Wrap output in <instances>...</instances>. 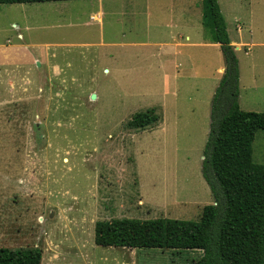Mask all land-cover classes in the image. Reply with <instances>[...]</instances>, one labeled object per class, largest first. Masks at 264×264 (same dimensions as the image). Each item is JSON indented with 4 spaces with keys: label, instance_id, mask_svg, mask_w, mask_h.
Instances as JSON below:
<instances>
[{
    "label": "rangeland",
    "instance_id": "374dc122",
    "mask_svg": "<svg viewBox=\"0 0 264 264\" xmlns=\"http://www.w3.org/2000/svg\"><path fill=\"white\" fill-rule=\"evenodd\" d=\"M217 1L229 38L241 46L235 51L239 109L262 113L264 0ZM99 2L105 12L101 24L90 18ZM145 2L153 13L147 19L163 12L158 19L174 21L177 56L164 48L161 59H155L152 47L124 45L131 34L148 35L144 16L129 14L133 8L140 12ZM200 4L79 0L0 5V43L34 53L40 63H33L32 74L39 76L41 65L52 79L59 80L61 72L70 78L69 100L76 105L68 119L61 116L65 110H56L46 132L41 111L30 114L25 102L0 106V247H37L41 264H193L200 257L199 251L97 246L93 228L97 221L123 218L198 221L202 208L213 203L200 169L210 104L225 63L219 47L198 44L213 37L210 27L202 30ZM167 33L163 41L169 43ZM173 61L179 65L175 76ZM5 87L0 83V91ZM152 108L158 124L127 128L134 114ZM47 140L45 168L30 178L22 156L40 157ZM252 150L253 161L264 164V131L256 134Z\"/></svg>",
    "mask_w": 264,
    "mask_h": 264
},
{
    "label": "trees",
    "instance_id": "16d2710c",
    "mask_svg": "<svg viewBox=\"0 0 264 264\" xmlns=\"http://www.w3.org/2000/svg\"><path fill=\"white\" fill-rule=\"evenodd\" d=\"M75 0H0V5ZM204 22L224 58L223 76L210 104V124L201 176L213 203L198 221L156 218L97 221L94 243L101 247L199 251L193 264H264V164L252 158V144L264 131V112L238 106L239 71L234 47L217 0H204ZM160 122L155 109L134 114L129 129ZM41 250L0 247V264H40Z\"/></svg>",
    "mask_w": 264,
    "mask_h": 264
},
{
    "label": "crops",
    "instance_id": "0c3cea01",
    "mask_svg": "<svg viewBox=\"0 0 264 264\" xmlns=\"http://www.w3.org/2000/svg\"><path fill=\"white\" fill-rule=\"evenodd\" d=\"M75 1H79V0H75ZM98 1H102V0H98ZM203 1L204 0H200L201 3L200 7L202 13L201 16L202 30L207 29V26L204 22ZM92 13L95 15H91L90 18L92 20H96L99 24H101L102 17L105 15V12L102 8V4L100 3L98 5V8H96L94 12L91 11V14ZM129 14L131 16L133 15L144 16L145 29L143 30V32H148V35L140 36L138 34L136 35L131 34L127 38V41H125L124 45L128 44L130 46L137 45L141 47H152L151 52L152 54L155 52V56H154L155 59H161L160 57L164 54L165 51L164 48L169 49L167 50V53H169V55L177 56L178 51L176 48L178 47L177 46L178 44L175 43V34L174 35L171 34V32L175 30V25L173 20L169 21V23H166L164 22V18L158 19L157 16L159 14L162 15L163 12L160 13L154 12V19L151 20L147 19L146 17L147 15H151V16L153 15L149 6L147 5V2H145V7L144 9H141L140 12H136V10L133 8L132 10H130ZM147 23L148 26L150 27L148 31L146 30ZM165 29L168 30L167 34L169 36V40H171L169 43L163 41L164 40L163 35ZM129 30H131V28H129ZM135 31L139 32V29H136ZM168 36H166V38ZM198 44L212 46V47H219V45L213 41V37L208 41H204V44L202 43H198ZM230 44L234 47L235 51H238L239 48L241 47L240 44L233 42L231 39H230ZM82 46H88V45H82ZM25 49L26 48H23L22 46L19 45H12V44L9 45V44L0 43V83L6 85V87L2 91H0V106L15 104L16 102L17 103L25 102V104L28 105L27 111L30 114H32L34 110L41 111V114L43 116L41 124L46 132L45 124L49 120V118L55 116L56 110H58L59 108L65 110L66 112H64V115L61 116L64 119H68L71 110L76 109L75 103H72L69 100V96L73 95V93L68 91L70 78L68 77L64 78L61 72L59 76V80L56 79L57 76L52 79L50 76L48 77L47 75H44V71L43 68H41V65H39V71H38L39 76H37L36 74L35 75L32 74L31 73L32 65L34 62L38 63L39 60L37 56L34 55V53H28ZM178 66H176L174 63L173 66L174 76L175 73L177 72ZM223 70L224 68L222 67L220 69V72H223ZM54 79L55 81H58L56 83V86H55V82H53ZM30 80L37 82L36 86H34ZM46 80L49 81L47 85H45ZM83 94H85V92H83L81 95L83 96ZM34 104L35 105L37 104V106H35ZM35 117L37 118L39 117V115L36 114ZM47 141L48 143L47 145H45V150L41 151L40 157L33 159L32 157L31 158L28 157L29 155L25 153L22 156L23 169H27V172H29V174L31 175L30 178L32 177V175H34V173H36V169H38V173H39L40 170L42 171L45 168L46 165L45 152H46V147L49 144V140ZM16 153L18 154V152ZM36 176L37 175L33 176L34 179L36 178ZM38 182L39 180L36 179L35 183L38 184ZM43 186L45 187L46 185L43 184ZM50 208H56L59 209L60 211H63L61 206L58 205L56 206L50 205ZM72 220H75V218H72ZM80 242L81 241L75 242L74 244L75 250L76 249L79 250V248L81 247ZM114 248H120V247H114ZM122 249H128V248H122ZM41 259H42V254H41ZM40 264H41V260H40Z\"/></svg>",
    "mask_w": 264,
    "mask_h": 264
},
{
    "label": "water",
    "instance_id": "95a60500",
    "mask_svg": "<svg viewBox=\"0 0 264 264\" xmlns=\"http://www.w3.org/2000/svg\"><path fill=\"white\" fill-rule=\"evenodd\" d=\"M92 98H95V96L93 95ZM202 159H203V157H202Z\"/></svg>",
    "mask_w": 264,
    "mask_h": 264
}]
</instances>
